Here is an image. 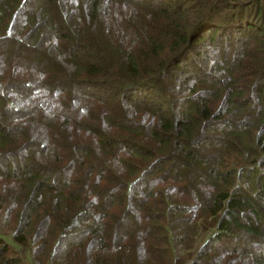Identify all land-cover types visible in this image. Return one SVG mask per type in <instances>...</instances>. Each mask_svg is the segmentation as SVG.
<instances>
[{
    "label": "trees",
    "instance_id": "trees-1",
    "mask_svg": "<svg viewBox=\"0 0 264 264\" xmlns=\"http://www.w3.org/2000/svg\"><path fill=\"white\" fill-rule=\"evenodd\" d=\"M0 264H264V0H0Z\"/></svg>",
    "mask_w": 264,
    "mask_h": 264
}]
</instances>
